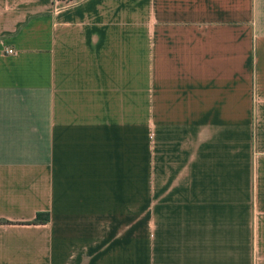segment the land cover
<instances>
[{"label": "crops", "instance_id": "0c3cea01", "mask_svg": "<svg viewBox=\"0 0 264 264\" xmlns=\"http://www.w3.org/2000/svg\"><path fill=\"white\" fill-rule=\"evenodd\" d=\"M51 1L0 0V264H264V0Z\"/></svg>", "mask_w": 264, "mask_h": 264}, {"label": "built area", "instance_id": "2783aa9c", "mask_svg": "<svg viewBox=\"0 0 264 264\" xmlns=\"http://www.w3.org/2000/svg\"><path fill=\"white\" fill-rule=\"evenodd\" d=\"M71 5V2L69 0H52L51 1V9L52 12H58L64 8H67ZM5 54H11V50H5Z\"/></svg>", "mask_w": 264, "mask_h": 264}, {"label": "trees", "instance_id": "16d2710c", "mask_svg": "<svg viewBox=\"0 0 264 264\" xmlns=\"http://www.w3.org/2000/svg\"><path fill=\"white\" fill-rule=\"evenodd\" d=\"M45 214L37 213L32 221L30 223L36 224V223H43L45 221Z\"/></svg>", "mask_w": 264, "mask_h": 264}]
</instances>
